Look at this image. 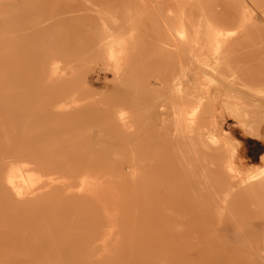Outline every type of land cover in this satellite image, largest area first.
Returning a JSON list of instances; mask_svg holds the SVG:
<instances>
[{"label":"rangeland","instance_id":"rangeland-1","mask_svg":"<svg viewBox=\"0 0 264 264\" xmlns=\"http://www.w3.org/2000/svg\"><path fill=\"white\" fill-rule=\"evenodd\" d=\"M160 2L152 7L139 0H0L3 32L35 24L59 10H67L70 17L46 32V38L39 35L18 45L16 54L21 59L5 62L1 69L21 71L38 87L49 78L57 80L63 95L75 96L77 105L96 108L83 121L103 123L106 131H110L113 113L124 116L118 123L121 146L139 153L144 169L158 164L142 175L143 185H137L135 170L127 167L119 169L110 182L119 200V254L136 249V239L146 241L151 232L142 227H150L153 220L146 214L152 211H157L160 221L171 223L180 216L184 225L191 226L194 217L187 211L183 215L181 206L199 203L211 209V215L203 217L234 224L238 232L262 223L260 184H227L225 169L230 162V174L240 179L246 180L250 173L262 176V163L257 160L264 155L258 148L262 140L239 127L227 113L246 117V23L242 19L246 21V13L264 19V14L255 13V8L264 10V0L257 5L248 0ZM164 3L169 8V27L162 24L156 9ZM241 6L245 15L238 11ZM11 18L16 24L11 25ZM166 28L179 29L183 35L179 45L168 37ZM3 54L10 58L8 44L0 50ZM105 66L113 73L102 72ZM185 67L189 68L186 72ZM89 75H104L107 87L101 83L90 86ZM218 90L226 92L218 99L230 101L214 109L213 93ZM201 105L209 109L210 119L224 116L220 123L223 132L227 131L226 142L209 148L213 157L207 164L200 163L199 145L189 141L197 136L194 126L185 123L188 113ZM187 146L194 148L188 154ZM246 157L252 161L247 163ZM211 171L216 182L207 181L200 187L196 181L210 177ZM174 178L176 182L168 183ZM193 186L211 194L202 201L198 194L187 195ZM159 256L162 263L164 258Z\"/></svg>","mask_w":264,"mask_h":264},{"label":"bare ground","instance_id":"bare-ground-1","mask_svg":"<svg viewBox=\"0 0 264 264\" xmlns=\"http://www.w3.org/2000/svg\"><path fill=\"white\" fill-rule=\"evenodd\" d=\"M139 1L152 7L162 4L161 0ZM262 1L248 0L256 5ZM165 6L168 4L162 8ZM162 8H156L160 21L169 27V8ZM255 9L257 16L264 14V10ZM238 11L245 15L242 6ZM69 18L67 10H59L35 24L0 31V50L4 44L10 48V58L0 55V264H264V155L257 159L262 163V176L250 173L246 180L240 179L230 174V162L225 169L227 184H260L259 226L238 232L234 224L203 217L210 216L211 209L190 203L181 208L183 215L194 217L191 226L184 225L180 216L168 223L158 219L157 211L148 212L153 222L142 229L151 234L146 241L136 239V249L119 254V200L110 182L119 169L127 167L135 170L137 185H143L142 175L154 171L158 164L144 169L146 164L139 153L121 146L117 133L119 119L123 121L124 116L113 113L110 131H106L103 123L83 121L96 108L77 105L75 96L63 95L57 80L49 78L38 87L21 71L1 69L5 62L21 59L16 54L18 45L39 35L46 38V32ZM242 21L246 23V117L231 111L227 116L262 140L258 148L264 154V19L246 13V21ZM16 22L11 18V25ZM165 32L179 45L183 36L179 29L166 28ZM112 53L108 51L109 56ZM100 70L113 73L109 66ZM188 70L185 67L184 72ZM87 78L90 86L101 83L107 87L104 75ZM214 94V109L222 101H230L218 99L225 91ZM163 110L159 105L158 113ZM207 110L201 105L185 118L186 125L195 128L197 138L189 141L199 145L202 164L213 157L210 147L226 142L227 132L220 123L224 116L210 119ZM193 149L187 146L185 151L188 154ZM245 161L252 159L246 157ZM214 175L211 171L210 177L196 183L201 187L204 182H216ZM176 181L174 178L168 183ZM203 190L193 186L187 195L198 194L202 201L211 194ZM158 256L164 258L162 263Z\"/></svg>","mask_w":264,"mask_h":264}]
</instances>
